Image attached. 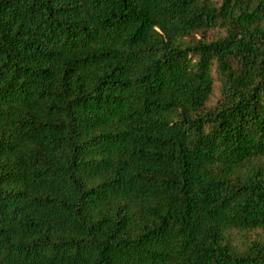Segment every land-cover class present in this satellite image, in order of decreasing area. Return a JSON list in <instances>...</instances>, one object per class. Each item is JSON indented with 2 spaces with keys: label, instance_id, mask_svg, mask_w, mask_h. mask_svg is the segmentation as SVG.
Listing matches in <instances>:
<instances>
[{
  "label": "trees",
  "instance_id": "1",
  "mask_svg": "<svg viewBox=\"0 0 264 264\" xmlns=\"http://www.w3.org/2000/svg\"><path fill=\"white\" fill-rule=\"evenodd\" d=\"M0 264H264V0H0Z\"/></svg>",
  "mask_w": 264,
  "mask_h": 264
},
{
  "label": "rangeland",
  "instance_id": "2",
  "mask_svg": "<svg viewBox=\"0 0 264 264\" xmlns=\"http://www.w3.org/2000/svg\"><path fill=\"white\" fill-rule=\"evenodd\" d=\"M216 83H217V80H214V87H215ZM216 94H217V91L214 89L212 97L210 98V103H212L215 100Z\"/></svg>",
  "mask_w": 264,
  "mask_h": 264
}]
</instances>
